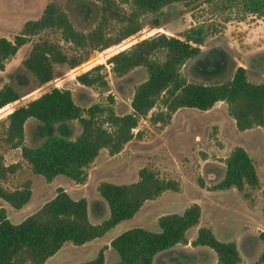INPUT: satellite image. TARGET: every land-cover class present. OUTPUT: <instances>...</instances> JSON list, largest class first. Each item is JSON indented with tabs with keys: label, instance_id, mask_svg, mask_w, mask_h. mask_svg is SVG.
Here are the masks:
<instances>
[{
	"label": "trees",
	"instance_id": "1",
	"mask_svg": "<svg viewBox=\"0 0 264 264\" xmlns=\"http://www.w3.org/2000/svg\"><path fill=\"white\" fill-rule=\"evenodd\" d=\"M201 1L205 0H127L131 9L121 19L125 26L118 38H109V41L104 37L102 24L91 31H81L66 11L55 3H49L40 18L28 20L12 39L0 37V70L5 68L6 60L29 43L34 35L53 29L63 40L75 46H91L99 50L135 39L130 47L119 50L107 61L117 74H125L138 66H144L149 73L148 78L136 87L132 111L126 114H117L110 105L101 102L84 108L75 102L70 89L55 85L22 101L23 94L14 85L5 84L0 88V109L13 105L8 115L5 141L12 147H21L22 157L31 165L33 172L48 182L63 174L77 183H84L88 177L87 168L100 150L107 148L112 154L121 151L135 137L134 129L140 119L156 106L161 108L151 116L154 123L169 121L173 113L183 107L208 110L217 102L225 101L239 130L264 126V79L251 81L244 65H239L231 78L214 83L191 81L181 72V66L202 51L206 40L204 24L191 26L175 35L160 33L151 38H140L142 14L158 12L175 2L191 5ZM219 2L216 6L223 9L237 8L243 15L252 14L264 19V0ZM66 62L67 56L60 44L41 39L34 43L23 65L44 87L54 79L55 64ZM100 68L95 66L81 72L77 79L89 86L103 83ZM30 118L37 121L35 135L38 143L34 145L23 143L25 124ZM75 120L82 126L78 135H74ZM225 164V175L214 189L235 187L243 191L246 185L261 187L255 160L245 147L235 146L225 158ZM19 167L18 162L6 164L0 154V198L17 209L26 205L33 194L32 180L15 189L4 185L9 175ZM138 175L134 182L102 181L98 185L99 194L110 207L109 217L99 223L91 221L87 199L72 197L62 186L38 210L18 223L12 222L6 208L1 207L0 264H44L67 241L80 245L102 237L121 221L133 218L145 201L157 198L166 190L180 189L177 180L165 179L150 167H142ZM201 215V205L194 202L182 213L161 215L158 219L160 231L142 226L124 230L111 240V247L119 254L115 264H153L160 251L177 243H188L187 232L199 224ZM260 238L263 249L258 263H264V231ZM192 245L211 247L217 254L215 264H238L242 261L237 243L220 240L208 226L199 227ZM105 249L106 246L102 247L93 259L75 264H105Z\"/></svg>",
	"mask_w": 264,
	"mask_h": 264
},
{
	"label": "rangeland",
	"instance_id": "2",
	"mask_svg": "<svg viewBox=\"0 0 264 264\" xmlns=\"http://www.w3.org/2000/svg\"><path fill=\"white\" fill-rule=\"evenodd\" d=\"M219 1L206 3L205 0L191 5L175 2L158 12L144 13L140 16L143 26L140 38H151L160 33L175 35L191 26L204 24L206 40L201 53L181 66V72L189 80L203 83L224 81L233 76L239 65H244L251 81H262L264 19L252 14L243 15L237 8L218 7L216 3ZM49 3H55L66 11L81 31L88 32L102 24L108 41L121 35L125 26L121 19L131 9L127 0H0V37L12 39L28 20L40 18ZM41 39L60 44L67 56L66 63L55 64L54 79L44 87L23 65L34 43ZM134 41L127 39L110 49L99 50L91 46H75L63 40L57 30L46 29L34 35L29 43L6 60L5 68L0 70V88L8 83L14 85L23 94L22 101H25L55 85L70 89L75 102L84 108L101 102L110 105L117 114L130 113L135 89L148 78L149 73L144 66H138L125 74H117L107 60L119 50L130 47ZM95 66H101L99 74L103 83L94 86L82 84L77 75ZM12 107L0 109V154L6 164L18 162L20 167L9 175L4 185L15 189L32 180L33 189L31 200L20 209L0 198V208L6 205L12 222L18 223L38 210L56 194L59 186L76 199H87L92 222L97 221L95 217L98 215L105 219L110 214V207L99 194L98 185L102 181L134 182L139 178V170L147 166L165 179L177 180L180 189L166 190L159 197L148 200L141 214L124 223V226L136 223L137 226L160 231L158 219L161 215L182 213L187 206L198 202L202 208V223L210 227L220 240L237 243L242 256L238 264H264L258 263L263 249L260 233L264 231V126L254 127L247 133L239 132L225 101L217 102L211 111L183 107L173 113L169 121L154 123L151 116L161 108L156 106L140 119L134 129L135 137L121 151L112 154L107 148L100 150L87 168L88 177L84 183H77L63 174L48 182L33 172L31 165L22 157L21 147H12L4 139ZM73 123L74 135H78L82 126L78 120ZM36 126L37 121L33 118L26 122L24 144L38 143ZM242 142L255 160L261 187L246 185L243 191L214 189L225 175V158ZM120 228L108 231L99 241L80 245L67 241L44 264H75L93 259L105 243H110L111 237L125 230L117 233ZM194 235L196 226L187 232L192 241L196 238ZM192 241L190 244L180 243L159 255L155 264L216 263L217 254L211 247L194 246ZM106 249L105 264H115L119 260L117 250L111 246Z\"/></svg>",
	"mask_w": 264,
	"mask_h": 264
},
{
	"label": "crops",
	"instance_id": "3",
	"mask_svg": "<svg viewBox=\"0 0 264 264\" xmlns=\"http://www.w3.org/2000/svg\"><path fill=\"white\" fill-rule=\"evenodd\" d=\"M180 3V2H179ZM215 106V105H214ZM214 106L212 107V108H210V109H208V110H205V111H211L212 109H214ZM234 119V118H233ZM234 121H235V119H234ZM236 123V122H235ZM236 125V124H235ZM237 127V126H236ZM238 129V128H237ZM253 129H255V128H250V129H246V130H243V132L244 133H247V132H249V131H252ZM238 131L239 132H241V130H239L238 129ZM239 145H242L243 147H245L247 150H248V148H247V146L245 145V143H240ZM207 160V159H206ZM55 179H56V177L52 180V182L53 181H55ZM232 189H236L235 187H232ZM223 190H225V189H223ZM219 191H222V190H219ZM159 197V196H158ZM150 200V199H149ZM148 201V200H147ZM147 201H145V203H144V205L142 206V208L140 209V211L133 217V218H131V219H127V220H123V221H121L120 223H118L115 227H113L112 229H116V228H120V227H122V226H124V223H127V221H132L137 215H140L141 214V211L143 210V208H144V206L146 205V203H147ZM5 207H6V205H4ZM89 208V207H88ZM100 211V210H99ZM98 211V212H99ZM88 213H89V217L91 218V213H90V211H89V209H88ZM100 213V212H99ZM110 215V214H109ZM105 216V215H104ZM109 217V216H108ZM95 218H97L96 220V222L95 223H99V222H101V221H103L104 219H101L102 217L101 216H97V217H95ZM106 219V218H105ZM133 224H135V225H131V226H124L123 228H120L119 230H118V232L117 233H119V231H122L123 229H128V228H131V227H134V226H137L136 225V223H133ZM202 224V225H201ZM203 225H206L205 223H202V216H201V219H200V222H199V224L198 225H196V235H197V233H198V228L200 227V226H203ZM207 226V225H206ZM111 229V230H112ZM124 231V230H123ZM122 231V232H123ZM107 234V233H106ZM105 234V235H106ZM120 234V233H119ZM104 235V236H105ZM196 235H194L193 237L195 238L196 237ZM104 236H102V237H104ZM117 236V235H116ZM115 236V237H116ZM102 237H98V238H96V239H93V240H91V241H99V239H101ZM193 238V239H194ZM113 238L111 237V240H112ZM189 239V241H188V243L190 244L191 243V238H188ZM91 241H88V242H91ZM88 242H86V243H88ZM111 244V241H110V243H105L103 246H106L107 247V249L106 250H108L109 249V247L111 246L110 245ZM178 244H180V243H177L176 245H178ZM176 245H174L173 247H171V248H169V249H166V250H163V251H160L159 253H157L156 255H155V257H154V261H153V264H155V259L159 256V255H163V254H165L166 252H168V251H170V250H172L173 248H175L176 247ZM102 246V247H103ZM105 259H106V256H105ZM106 261V260H105Z\"/></svg>",
	"mask_w": 264,
	"mask_h": 264
}]
</instances>
